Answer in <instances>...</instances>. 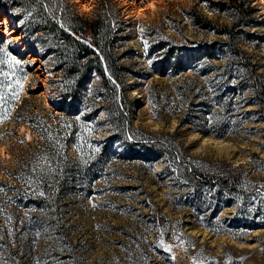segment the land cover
Masks as SVG:
<instances>
[{"label": "rangeland", "instance_id": "374dc122", "mask_svg": "<svg viewBox=\"0 0 264 264\" xmlns=\"http://www.w3.org/2000/svg\"><path fill=\"white\" fill-rule=\"evenodd\" d=\"M69 1L84 16H95L102 1L119 13L111 22L114 53L127 68L135 132L170 136L191 164L239 173L240 182L233 193L213 184L196 189L180 179L160 145L148 151L114 140L111 149L106 143L115 129L98 76L64 102L65 79L49 47L3 31L1 14L2 43L19 47L29 74L12 120L0 121V264H264V118L249 89L236 90L235 110L220 117L215 96L223 77L204 74L200 56L189 52L226 37L192 14L231 26L229 0ZM247 1L254 10L236 37L264 77V0ZM171 48L177 52L166 62ZM19 105L72 134L50 146L27 116L16 122ZM90 137L102 148L93 167L75 144ZM34 175L46 178L49 192L38 204Z\"/></svg>", "mask_w": 264, "mask_h": 264}, {"label": "trees", "instance_id": "16d2710c", "mask_svg": "<svg viewBox=\"0 0 264 264\" xmlns=\"http://www.w3.org/2000/svg\"><path fill=\"white\" fill-rule=\"evenodd\" d=\"M224 7L235 18L231 26H219L212 20L200 16L199 13L192 14L197 23L204 28L226 37L198 44L189 52L196 51L200 56L199 63L204 74L215 71L219 77H223L215 96L219 106L216 110L220 117H226L235 110L236 90L249 89L252 98L258 104L257 112L261 118H264V77L259 72L257 64L242 49L236 37L239 27L247 24L245 16L250 15L254 8L247 0H229L225 2ZM114 13L119 15L108 1H102L96 8L95 16L89 17L80 14L69 0H0V15L8 14L14 18L19 30L26 33L28 39L34 41V46L45 44L49 47V54L56 63L55 67L61 69L65 79L63 84L65 90L60 95L61 100L71 101V93L74 90L83 88L91 80L93 73L98 76L101 94L107 101L105 108L115 129L111 137L113 142H107V146L112 149L114 140H123L129 146L135 145L148 151L160 145L159 149L175 166L180 179L185 180L187 184L195 186L196 189H203L206 185L213 184L225 192L233 193L237 189V183L240 182L239 173L205 171L191 164L179 145L168 140L170 136L162 138L152 134H139L131 126L132 107L127 95V68L120 63L119 57L114 53L115 37L111 29ZM1 38L0 35V121L10 122L14 110V98L20 83L29 74V67L23 60L19 47H15L12 43H2ZM176 52L174 48L169 49L163 60L169 61L171 55ZM213 59L226 61L225 64H213ZM166 62H162L158 68L162 75L166 72ZM201 96L206 95L201 92ZM203 102L201 106L206 104L205 101ZM18 108L19 111L14 116L16 122L27 116L36 125L39 136L46 133L47 138L50 139L48 141L50 146L56 145L60 135L70 130L69 127L66 129L57 127L58 125L51 123L34 109L25 111L22 105ZM220 121L223 125L227 123L226 118ZM44 127L46 132H41L39 129ZM70 133L72 134V130ZM95 142H98V139L91 137L87 142H75L77 150L83 154L87 159L86 163L91 167L96 165L102 152V148L99 149ZM35 148L34 151L41 149H38V146ZM23 152L27 153L25 150ZM33 178L36 189L42 191L40 198L33 200L38 204L41 203L40 199H43L42 194L47 191L46 178L44 176L36 178L35 175Z\"/></svg>", "mask_w": 264, "mask_h": 264}, {"label": "bare ground", "instance_id": "6f19581e", "mask_svg": "<svg viewBox=\"0 0 264 264\" xmlns=\"http://www.w3.org/2000/svg\"><path fill=\"white\" fill-rule=\"evenodd\" d=\"M152 6H156L154 3H151ZM2 25H3V31L7 32L8 34H16L17 36L15 37L16 39H20L24 37V33L21 32L18 28V24L16 23V21L14 20V18H12L11 16H5L2 18L1 20ZM30 45V41H27L26 44L24 45V48L27 49L29 48ZM31 53V50H30ZM31 56V55H30ZM35 56V55H33ZM35 58V57H33Z\"/></svg>", "mask_w": 264, "mask_h": 264}, {"label": "water", "instance_id": "95a60500", "mask_svg": "<svg viewBox=\"0 0 264 264\" xmlns=\"http://www.w3.org/2000/svg\"><path fill=\"white\" fill-rule=\"evenodd\" d=\"M5 16H6V14H3V15H2V18L5 17Z\"/></svg>", "mask_w": 264, "mask_h": 264}]
</instances>
